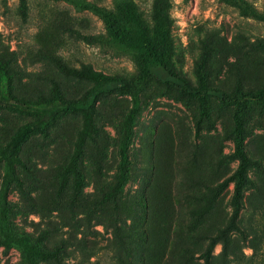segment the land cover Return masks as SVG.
Listing matches in <instances>:
<instances>
[{
  "label": "rangeland",
  "instance_id": "374dc122",
  "mask_svg": "<svg viewBox=\"0 0 264 264\" xmlns=\"http://www.w3.org/2000/svg\"><path fill=\"white\" fill-rule=\"evenodd\" d=\"M93 1L120 14L114 0ZM130 1L152 28L154 0ZM171 1L169 64L194 87L204 75V104L166 82L173 77L164 68L143 78L138 54L113 41L97 14L63 0H0V70L8 75L0 88V240L9 242L0 243V264H89L91 252L98 264H203L197 256L231 220L234 113L246 98L251 164L241 230L229 234L226 251L216 242L210 264H264V97L249 95L264 89V22L226 0ZM85 68L119 74L130 87L101 95L89 120L81 110L34 109L83 98L93 85ZM39 119L44 130L8 147ZM62 244L59 257L27 254V246Z\"/></svg>",
  "mask_w": 264,
  "mask_h": 264
},
{
  "label": "trees",
  "instance_id": "16d2710c",
  "mask_svg": "<svg viewBox=\"0 0 264 264\" xmlns=\"http://www.w3.org/2000/svg\"><path fill=\"white\" fill-rule=\"evenodd\" d=\"M71 4L76 10H88L97 14L105 23L112 40L119 45L135 51L143 62L142 77L146 78L154 73H158L159 68H164L170 72L173 79L163 78L166 82L177 83L184 92L192 96H200L202 103L206 92L205 78L200 73V84L198 87L192 86L185 77L177 74L171 69L170 60V38L168 27L171 22L170 9L172 6L171 0H154L153 3V19L154 25L150 28L143 20L141 14L136 9L135 5L130 0H114L118 6L119 13L116 14L112 10L100 5L93 0H63ZM227 2L238 6L240 12L244 15L253 16L264 22V2L261 8L254 6L248 0H226ZM25 6V3H23ZM83 72L93 81V85L87 90L86 95L81 99H73L62 101L60 109L53 106L51 109L44 106L47 101L36 102L35 110L44 113H54L55 111H78L84 112L87 120L91 116V109L103 94L113 93L118 88H129V80L119 74H107L100 70L85 68ZM161 77V76H160ZM8 75L4 68L0 70V88L1 92L5 93L7 90ZM251 98L264 97V89L261 92H249ZM134 105L131 112L129 122L132 119L134 111L138 108V95L133 93ZM249 98L237 100L234 113V131L233 143L234 149L231 156L235 158L238 163L235 170L228 177V180L233 182V193L231 195L232 214L229 223L217 234L210 236V241L207 248L201 252L197 258L203 259V264H210L211 251L216 242L221 239L223 249L226 251L230 244L229 234L236 230H241L238 224V218L241 216L243 208V192L248 181L247 170L251 164V159L244 147V121L243 116L248 105ZM19 108L21 106H18ZM33 107V106H31ZM128 122V124H129ZM46 122L39 119L24 124L13 135L8 147L14 151L18 150L24 140L37 129L44 130ZM129 133L131 132L130 125H127ZM130 135V134H129ZM128 163V142L123 140L120 147V175L119 186L122 185L126 178V166ZM119 186H116L112 191V195L116 197ZM115 227L120 228V225ZM0 243L6 245L8 248V240H0ZM6 248V249H7ZM27 254L30 258L46 259L47 257H59L60 253L66 251V247L62 245L56 247L52 251L43 249H34L27 246ZM128 249V248H127ZM95 252H91L87 259L89 264H98L97 260L91 261V257ZM129 253V252H128ZM130 255H133L131 250Z\"/></svg>",
  "mask_w": 264,
  "mask_h": 264
}]
</instances>
